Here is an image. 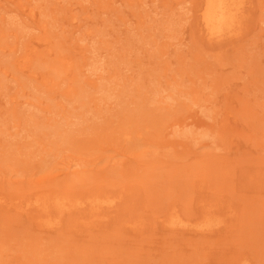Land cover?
I'll list each match as a JSON object with an SVG mask.
<instances>
[{"label":"rangeland","instance_id":"obj_1","mask_svg":"<svg viewBox=\"0 0 264 264\" xmlns=\"http://www.w3.org/2000/svg\"><path fill=\"white\" fill-rule=\"evenodd\" d=\"M201 2L0 0V264H264V0Z\"/></svg>","mask_w":264,"mask_h":264},{"label":"bare ground","instance_id":"obj_2","mask_svg":"<svg viewBox=\"0 0 264 264\" xmlns=\"http://www.w3.org/2000/svg\"><path fill=\"white\" fill-rule=\"evenodd\" d=\"M245 3L246 0H202L200 6V21L206 35L211 39H220L235 33L240 25L241 12ZM113 202L114 197L112 196L94 195L87 202L81 200V198H76L73 205L81 207L83 203H87L90 206L102 207L112 205ZM56 205L58 207L64 205L61 197H57ZM170 222L183 226L191 225L190 222L179 219L176 214L172 216ZM214 222L206 218L203 222L194 223L193 226L194 228L204 229Z\"/></svg>","mask_w":264,"mask_h":264}]
</instances>
